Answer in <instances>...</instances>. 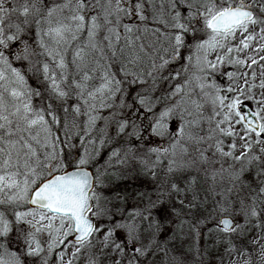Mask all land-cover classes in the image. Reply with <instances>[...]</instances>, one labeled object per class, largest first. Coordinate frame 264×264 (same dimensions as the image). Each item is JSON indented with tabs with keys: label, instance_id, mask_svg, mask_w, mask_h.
<instances>
[{
	"label": "snow or ice",
	"instance_id": "obj_1",
	"mask_svg": "<svg viewBox=\"0 0 264 264\" xmlns=\"http://www.w3.org/2000/svg\"><path fill=\"white\" fill-rule=\"evenodd\" d=\"M0 264H264V0H0Z\"/></svg>",
	"mask_w": 264,
	"mask_h": 264
}]
</instances>
